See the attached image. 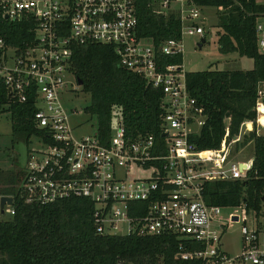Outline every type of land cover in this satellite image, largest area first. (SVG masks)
I'll list each match as a JSON object with an SVG mask.
<instances>
[{
  "label": "built area",
  "instance_id": "built-area-1",
  "mask_svg": "<svg viewBox=\"0 0 264 264\" xmlns=\"http://www.w3.org/2000/svg\"><path fill=\"white\" fill-rule=\"evenodd\" d=\"M153 3H158V13H166V8L177 14L180 38L155 45L138 35L135 0H0L4 19L33 22V36L22 47L0 38V82L8 103L31 102L32 121L43 131L34 137L38 145L28 151L19 195L35 204L86 198L92 202L99 234L173 236L174 264H264V192L260 210L248 207L245 200L235 206L210 205L203 196L207 181L245 179L253 157H231L243 141L244 123L218 148L197 149L190 136L201 129L205 115L187 88L182 62L166 63L161 58L182 55L185 34L203 36L199 6L192 0ZM254 31L257 49L264 54V14L255 19ZM87 43L113 46L121 67L162 91L159 138L126 137L120 109L113 110L107 141L96 130L73 133L70 109L63 100L68 101L67 77L73 76L69 70L73 47ZM255 110L259 134L264 128L259 121L264 116L263 100L256 101ZM142 171L148 174L136 173ZM13 202L12 197L11 205H0V219L14 214ZM223 209L232 210L226 223L216 217ZM228 223H240L241 248L233 254L219 246Z\"/></svg>",
  "mask_w": 264,
  "mask_h": 264
},
{
  "label": "trees",
  "instance_id": "trees-1",
  "mask_svg": "<svg viewBox=\"0 0 264 264\" xmlns=\"http://www.w3.org/2000/svg\"><path fill=\"white\" fill-rule=\"evenodd\" d=\"M218 11L217 48L252 60L248 70L207 68L186 72V84L205 115L198 133L190 136L197 149H215L226 136L236 135L245 122L253 127L236 145H252L253 160L243 180H212L203 184L210 205L235 206L241 200L260 210L264 192V132L256 134L255 103L264 101V54L256 46L255 19L264 14L257 0H192ZM158 4V3H157ZM152 0H135L137 32L155 45L181 36L175 12L158 13ZM31 20L8 21L0 16V38L24 46L32 38ZM206 42L205 36H203ZM204 42V43H205ZM166 63L182 62V55L161 57ZM70 72L82 81L90 101L84 111L96 120V132L107 141L114 109H120L125 136L153 134L160 137L162 91L139 75L121 67L115 49L107 44L87 43L73 47ZM0 82V106L7 104L13 141L29 145L43 131L35 127V107L8 103ZM227 132V135H226ZM18 168V167H17ZM23 170H0V196L14 198V214L0 219V264H174L177 240L169 235L137 236L99 234L92 218L93 205L86 198L61 199L48 204L26 203L19 195Z\"/></svg>",
  "mask_w": 264,
  "mask_h": 264
},
{
  "label": "rangeland",
  "instance_id": "rangeland-1",
  "mask_svg": "<svg viewBox=\"0 0 264 264\" xmlns=\"http://www.w3.org/2000/svg\"><path fill=\"white\" fill-rule=\"evenodd\" d=\"M258 3L264 4V0H257ZM172 8H178V4L171 2ZM189 6L184 5V11L188 12ZM164 12H168V9L164 8ZM200 18H204L203 36L206 38V42L199 48L198 43L203 36L200 34L187 35L183 37V52H182V64L186 71L203 70L207 68L217 69H237L248 70L253 66V62L250 58L245 56H239L236 53L222 54L218 51L215 31L217 29L216 22L218 11L215 7L203 6L198 9ZM260 19V17H258ZM201 19L197 20L200 23ZM68 87L69 91L64 94V101L66 107L70 109L69 122L73 129V133L76 136L83 134H92L96 128V120L90 114L84 111V107L89 104L90 96L88 93L82 90V86L78 85L76 79L69 75ZM263 100V98H259ZM71 109H75L72 112ZM72 112V113H71ZM264 119V116H261ZM246 132V131H245ZM260 132H264V129H260ZM38 144L33 137L30 139L29 145L24 140L19 139L13 141L11 133L10 114L7 110V104L0 106V170L2 173L15 171L17 169L24 170L28 159V151L31 148L36 147ZM237 151H232V156L235 158H248L253 157L252 145H246L244 147H238ZM241 148V149H240ZM18 167V168H17ZM138 175L145 176L148 171L136 172ZM20 185V183H19ZM264 209V204H263ZM232 210L223 209L216 217L220 222L226 223L227 215ZM240 223H232L226 226L225 230L220 233L219 246L222 251L229 254L240 251L241 248V236L239 232Z\"/></svg>",
  "mask_w": 264,
  "mask_h": 264
},
{
  "label": "water",
  "instance_id": "water-1",
  "mask_svg": "<svg viewBox=\"0 0 264 264\" xmlns=\"http://www.w3.org/2000/svg\"><path fill=\"white\" fill-rule=\"evenodd\" d=\"M204 42H205V39L202 37L201 40L198 43V47L200 48L204 44ZM76 82H77L78 85H80V86L82 85V81L81 80L77 79ZM4 203H7V204L11 205L12 204V197L11 196H1V198H0L1 207H2V205H4Z\"/></svg>",
  "mask_w": 264,
  "mask_h": 264
},
{
  "label": "crops",
  "instance_id": "crops-1",
  "mask_svg": "<svg viewBox=\"0 0 264 264\" xmlns=\"http://www.w3.org/2000/svg\"><path fill=\"white\" fill-rule=\"evenodd\" d=\"M264 123V122H263ZM250 127H253V124L251 123V122H245L244 124H243V126H242V131L243 132H245V133H247V131H248V129H250ZM262 130V129H264V128H259V130Z\"/></svg>",
  "mask_w": 264,
  "mask_h": 264
},
{
  "label": "bare ground",
  "instance_id": "bare-ground-1",
  "mask_svg": "<svg viewBox=\"0 0 264 264\" xmlns=\"http://www.w3.org/2000/svg\"><path fill=\"white\" fill-rule=\"evenodd\" d=\"M259 121H260L262 124H264V123H263V122H264L263 117H260Z\"/></svg>",
  "mask_w": 264,
  "mask_h": 264
}]
</instances>
